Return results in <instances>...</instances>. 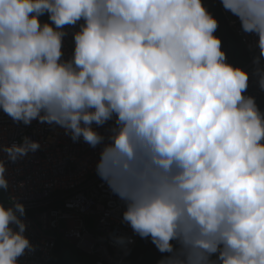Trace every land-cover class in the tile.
I'll list each match as a JSON object with an SVG mask.
<instances>
[{"label":"clouds","instance_id":"1","mask_svg":"<svg viewBox=\"0 0 264 264\" xmlns=\"http://www.w3.org/2000/svg\"><path fill=\"white\" fill-rule=\"evenodd\" d=\"M219 2L257 38L264 91V0ZM218 27L204 0H0V112L101 146L96 173L156 264H264V110ZM40 147L0 143V193L8 162ZM25 216L0 196V264L35 251Z\"/></svg>","mask_w":264,"mask_h":264},{"label":"built area","instance_id":"2","mask_svg":"<svg viewBox=\"0 0 264 264\" xmlns=\"http://www.w3.org/2000/svg\"><path fill=\"white\" fill-rule=\"evenodd\" d=\"M222 10L249 54V63L244 67L250 73L247 94L254 96L264 110V91L252 75L257 38L243 33L239 20H233L223 7ZM72 31L69 27L64 38L66 57L73 51ZM93 127L105 137L109 135L108 124ZM24 136L39 141L41 147L7 165L10 187L5 198L15 195L25 205V235L36 246L34 252L19 258L20 264H50L59 239L99 264H125L140 237L122 222V202L96 173L101 146L93 148L82 138L74 142L59 126L37 121L30 126L14 124L0 112V143L21 142ZM117 236L130 237L132 243L117 244L113 239Z\"/></svg>","mask_w":264,"mask_h":264},{"label":"trees","instance_id":"3","mask_svg":"<svg viewBox=\"0 0 264 264\" xmlns=\"http://www.w3.org/2000/svg\"><path fill=\"white\" fill-rule=\"evenodd\" d=\"M204 3L208 11L213 14L219 22V27L215 35L222 41V49L227 54L228 62L244 68L249 63V54L237 35L230 29L219 0H204ZM43 19H47V17ZM0 196L5 198V192L0 193ZM159 257L160 253L156 250L154 245H152L149 240L140 238L133 253L125 264H156ZM50 264L99 263L78 251L74 246L59 239Z\"/></svg>","mask_w":264,"mask_h":264},{"label":"crops","instance_id":"4","mask_svg":"<svg viewBox=\"0 0 264 264\" xmlns=\"http://www.w3.org/2000/svg\"><path fill=\"white\" fill-rule=\"evenodd\" d=\"M228 13H229V16L231 17L232 14H231L230 12H228ZM231 18H232V17H231ZM232 19H233V20H236L237 18H232Z\"/></svg>","mask_w":264,"mask_h":264},{"label":"rangeland","instance_id":"5","mask_svg":"<svg viewBox=\"0 0 264 264\" xmlns=\"http://www.w3.org/2000/svg\"><path fill=\"white\" fill-rule=\"evenodd\" d=\"M232 18H236L235 16L231 15ZM94 223V222H93ZM93 225V224H92Z\"/></svg>","mask_w":264,"mask_h":264}]
</instances>
